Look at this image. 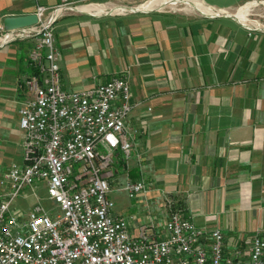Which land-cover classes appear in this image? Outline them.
I'll use <instances>...</instances> for the list:
<instances>
[{
    "label": "crops",
    "instance_id": "0c3cea01",
    "mask_svg": "<svg viewBox=\"0 0 264 264\" xmlns=\"http://www.w3.org/2000/svg\"><path fill=\"white\" fill-rule=\"evenodd\" d=\"M71 1L108 14L81 11L55 24L56 47L61 52L62 45L66 56L60 62L64 89L78 91L126 74L134 105L127 120L134 144L128 178L140 181L142 173L151 188L144 194L163 217L169 214L167 194L198 227L222 231L227 256L247 258L253 239L264 237V33L238 19L174 4L152 11L141 9L146 0ZM60 3L0 0V24L36 14L38 7L51 13ZM239 5L207 7L228 12ZM120 6L137 10L110 14ZM25 42L31 52L34 42ZM101 42H110V60L125 67L105 65L102 82L101 76L76 75L69 66L74 51ZM20 48H0V156L18 153L21 143L23 148L19 109L33 69L29 64L31 72L22 78ZM123 165L118 159L115 169L122 172ZM128 221L135 234L144 224Z\"/></svg>",
    "mask_w": 264,
    "mask_h": 264
},
{
    "label": "built area",
    "instance_id": "2783aa9c",
    "mask_svg": "<svg viewBox=\"0 0 264 264\" xmlns=\"http://www.w3.org/2000/svg\"><path fill=\"white\" fill-rule=\"evenodd\" d=\"M83 8L61 0L51 13L38 7L35 25L6 31L0 24V48L34 42L33 73L25 80L19 109L23 161L0 181V264H264V237L253 239L247 258L229 257L221 230L198 227L183 212L172 211V201L162 232L140 224L135 234L116 213L109 196L116 159L123 155L129 163L134 152L127 125L132 91L124 73L78 91L64 89L54 26ZM43 183L60 214L35 206L24 219L13 203L21 195L29 199L26 191L35 194ZM125 190L134 200L147 185L129 182Z\"/></svg>",
    "mask_w": 264,
    "mask_h": 264
},
{
    "label": "rangeland",
    "instance_id": "374dc122",
    "mask_svg": "<svg viewBox=\"0 0 264 264\" xmlns=\"http://www.w3.org/2000/svg\"><path fill=\"white\" fill-rule=\"evenodd\" d=\"M152 1H155V0H146L145 2L149 3ZM178 1L179 2L174 5L178 6L181 10L192 8L195 12L199 13L194 8V6L188 5L184 2H181L180 0ZM200 1L203 2L204 5L206 6L212 5L217 8H222V7L225 8V7H230V6L236 7L239 4H242V5H239L240 6L239 9L244 8L246 4H248L249 2H254V1H257L258 3L264 2V0H246V1L245 0H200ZM168 5L171 6V4H168ZM120 7L122 9V7L124 6H120ZM97 11L100 12V14L98 15L108 14L107 13L108 11L103 12V9H100V10L97 9ZM238 11L239 10L236 9L234 11H228V12H230L231 15L233 14L236 15ZM110 14L112 15L119 14L121 16H125V15H128L129 12L113 10ZM199 14L203 15L202 13H199ZM222 17H225V15H222ZM247 18L249 19L248 25L250 26L251 29H254L251 31H256L257 33H264V5L259 4L258 6L250 9L248 11ZM221 20H224V18ZM229 20L230 19H227V21ZM23 43H26V42L20 41V42L10 43V45L13 44V45H18V47H21L20 48L21 51L19 52V58L21 59L22 78H24L25 75H28V73L31 72V70H29L30 66L28 63L30 50H28L26 44H23ZM59 48L61 50L60 62L62 64L64 61V56H65L64 48L62 47V45H60ZM85 48L86 50L74 51V54H72V61L69 62L70 69H72L76 75H81V76L90 77V78L94 76L95 77L101 76L99 78V81L102 82L103 80L107 79L106 77L103 76L105 65H109V66L111 65L117 70L120 68L121 64L122 66L125 67V65L119 61H116L114 59H113L114 61L110 60L111 58L110 56L113 57L115 55L114 54L115 51L111 47L110 42H101V43H96V44L90 43ZM22 149L23 148H22V143H21L20 146L18 147V153L15 150V153L13 155L0 156V170H4L6 168L9 169L13 164H16V163L17 164L22 163ZM119 161H123V155L119 157ZM116 162H118V159H116ZM124 163L127 165H123L125 168L122 170V172L117 171L114 168L115 177L111 181L113 191L111 192L109 196H110V199L115 203L116 212H118L119 214H121V216H123L124 218L128 220L134 217L135 222H138V223H144L147 225L158 224L159 228H157V231L162 232L164 230L165 223L167 222L169 218V214H171L172 211H175V210L180 211V208L176 206L174 207L173 205V210L171 211V204L168 202L172 201V204H173V199L170 198V196H168L167 194H165L163 196V202L165 203V210L169 212L168 217L165 218L162 215V211L157 209L158 208L157 205L151 203L150 199H147V195L141 194L136 199L131 200L128 192L125 190V187L127 186L129 182H136V181H133L127 176V172L129 171V169H131L128 166L130 162L129 163L124 162ZM8 171L9 170H6L4 171L3 174L0 175V181L4 178V176L7 174ZM120 176H122V179H124V181L120 182ZM141 176H142L141 177L142 180L140 179L138 180L146 183L145 178H143L142 173H141ZM118 181L120 182V184ZM150 190L151 188L149 189V187L147 186V192ZM26 192L31 195L29 199L25 200L24 197L21 195L16 199V201L12 205L16 213L17 214L19 213V215H21L24 219H27L29 212L35 206H42L49 214H53L54 216L60 214L61 209L50 199L48 189L45 183L39 186L35 194L32 193L31 189H28Z\"/></svg>",
    "mask_w": 264,
    "mask_h": 264
},
{
    "label": "bare ground",
    "instance_id": "6f19581e",
    "mask_svg": "<svg viewBox=\"0 0 264 264\" xmlns=\"http://www.w3.org/2000/svg\"><path fill=\"white\" fill-rule=\"evenodd\" d=\"M170 1H172V4H177L179 2L178 0H170ZM180 1L181 2H184V3L188 4V5L194 6V8L198 12H200L202 14H205V15H214L213 12L211 11V9L209 7H207L206 5H204V3L201 2L200 0H180ZM166 2H168V0H155V1H152V2L147 3L141 9L152 10V9H155L159 5L165 4ZM259 4L264 5V2L263 3H258L257 1L249 2L248 4H246V6L244 8L238 9L239 11L237 12V14L236 15L233 14L232 17L237 18L239 21L242 22V24L248 25V22H249V19L247 18L248 17V11L250 9H252L253 7L258 6ZM83 11L88 12V13H92L94 15L100 14V12H98L97 9L93 8L92 6H86V7H84L83 8ZM121 11H125V10L124 9H121ZM219 13H220V16L221 15H225V17H229L231 15L230 12H226V11H219ZM216 17H218V16H216Z\"/></svg>",
    "mask_w": 264,
    "mask_h": 264
},
{
    "label": "water",
    "instance_id": "95a60500",
    "mask_svg": "<svg viewBox=\"0 0 264 264\" xmlns=\"http://www.w3.org/2000/svg\"><path fill=\"white\" fill-rule=\"evenodd\" d=\"M168 4H172V1H168L165 3V5ZM122 9H124L125 11H132V12H135L137 10L129 7H122ZM229 17L233 19H237L235 17H232V15H230ZM38 22H39L38 16L36 14H31L20 17H7L3 22V26L6 31H12V30L22 29L35 25Z\"/></svg>",
    "mask_w": 264,
    "mask_h": 264
}]
</instances>
